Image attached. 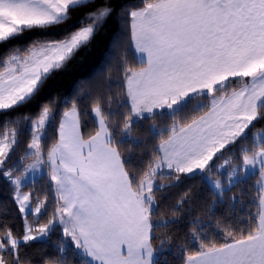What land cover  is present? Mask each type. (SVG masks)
Returning <instances> with one entry per match:
<instances>
[{
  "label": "snow or ice",
  "instance_id": "1",
  "mask_svg": "<svg viewBox=\"0 0 264 264\" xmlns=\"http://www.w3.org/2000/svg\"><path fill=\"white\" fill-rule=\"evenodd\" d=\"M104 41L115 92L44 95ZM0 264H264V0H0Z\"/></svg>",
  "mask_w": 264,
  "mask_h": 264
},
{
  "label": "trees",
  "instance_id": "2",
  "mask_svg": "<svg viewBox=\"0 0 264 264\" xmlns=\"http://www.w3.org/2000/svg\"><path fill=\"white\" fill-rule=\"evenodd\" d=\"M120 4L131 3L134 0H117ZM123 27V22L119 25L112 23L110 24V28L113 32H115L118 28ZM107 41L101 43L99 47H94L91 52L83 51L81 52L76 59L68 65L67 69L64 72L58 73L55 77L48 81L46 85V90L44 95L46 97H66L69 101L75 96L79 95L86 88L90 92H99L104 93L111 89L113 92L116 91L118 80V72L115 67V64L111 67L108 65V57L105 55ZM131 59V56H130ZM111 75L112 83L109 84L108 77ZM84 86L82 88L81 86ZM84 103H87V98H85ZM160 128H164L170 122L167 117L157 118L155 121ZM90 123V122H89ZM153 123V121H143L140 125L133 129V135L138 136L141 139H149L151 142L148 147L156 144L158 142V137L152 139L148 133L149 125ZM127 148V146H125ZM143 155L141 149H136L135 154L133 156L134 163H139V157ZM227 158V153L221 159L216 161V164H219L223 161V159ZM146 160L147 157L145 156ZM213 179H216L217 176L213 173ZM254 183L253 181L249 182ZM189 188L192 189V192L198 197L196 201L199 207H203L205 202L209 205L212 203L213 195L209 188L203 185L199 178L195 180L185 181L180 186L173 188L170 190L169 202L174 203L175 200L186 190ZM237 189H233L232 192H227L225 195V200L230 197ZM239 212L242 213V216H237L234 219V222L238 223L240 219L245 221L249 220L251 216H255L257 213V206L252 202L251 197H248L247 201L244 203L243 207L237 205ZM217 214L225 213L226 209L223 206H217L215 209ZM203 215V213H199ZM188 227L187 221H182L179 225V228L182 231H186ZM210 238H215L219 242H223V235L213 229L211 231ZM55 237L53 238L54 244ZM158 243V241L156 242ZM53 244H49L47 248V252L50 255L55 256L56 250Z\"/></svg>",
  "mask_w": 264,
  "mask_h": 264
},
{
  "label": "rangeland",
  "instance_id": "3",
  "mask_svg": "<svg viewBox=\"0 0 264 264\" xmlns=\"http://www.w3.org/2000/svg\"><path fill=\"white\" fill-rule=\"evenodd\" d=\"M221 163H223V161ZM221 163H219V164H221Z\"/></svg>",
  "mask_w": 264,
  "mask_h": 264
}]
</instances>
